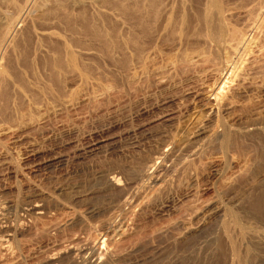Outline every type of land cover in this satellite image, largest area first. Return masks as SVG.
Segmentation results:
<instances>
[{
  "label": "rangeland",
  "instance_id": "obj_1",
  "mask_svg": "<svg viewBox=\"0 0 264 264\" xmlns=\"http://www.w3.org/2000/svg\"><path fill=\"white\" fill-rule=\"evenodd\" d=\"M3 21L0 264H227L218 207L264 231V0H0Z\"/></svg>",
  "mask_w": 264,
  "mask_h": 264
},
{
  "label": "bare ground",
  "instance_id": "obj_2",
  "mask_svg": "<svg viewBox=\"0 0 264 264\" xmlns=\"http://www.w3.org/2000/svg\"><path fill=\"white\" fill-rule=\"evenodd\" d=\"M29 1V0H28ZM28 3H26L27 5ZM27 7V6H26ZM18 15H22V14H19L18 12ZM263 16V15H262ZM18 21L20 22V19L19 17L17 18ZM4 22V21H3ZM14 26L13 24V21H6L4 22L2 25H0V64H1V60H2V57H3V53L5 51V48L8 46V44L11 42V39H13V33H14V30L12 29V27ZM251 31L250 29L248 30V32ZM229 69V68H228ZM224 71V70H222ZM226 71V70H225ZM1 75V74H0ZM226 74H221L215 81V84L214 85H219L221 83V80L223 79V77L225 76ZM235 75V74H234ZM229 80V79H228ZM227 81V80H225ZM224 83V82H223ZM223 86V85H221ZM214 87V86H213ZM222 87L219 88V92H220V89ZM223 90V89H222ZM218 91L216 90V88L214 87V89H212L210 91V94L212 95H218L217 93ZM222 92V91H221ZM220 92V93H221ZM225 93V92H224ZM222 95V93H221ZM220 95V96H221ZM217 97V96H216ZM224 97L222 96L221 99H223ZM220 99V98H218ZM213 101V100H212ZM218 102V101H217ZM216 102V103H217ZM207 105V106H206ZM216 105V104H215ZM214 103L213 102H207V104H205L206 108L209 110L208 112V116H212V109L214 108ZM219 105V104H218ZM217 106V105H216ZM204 108V107H203ZM218 108V106L216 107ZM215 108V109H216ZM192 117V116H191ZM207 117V116H206ZM197 118V117H196ZM193 121V125L195 126V128H197V126L199 125V120L196 119ZM192 120V119H191ZM202 125V124H201ZM257 125V126H256ZM255 127L257 129L258 127V124H256ZM200 126V125H199ZM252 128V127H251ZM254 128V127H253ZM221 129V127L219 128ZM219 129L217 130V127L216 128H212V129H208V130H196L198 134L197 135V139H194L196 140V142L192 143L191 145V150L193 149H197V147H201L203 144H211V143H214V142H218L220 140H223L225 141L226 137H229L231 132L233 131V129H230V128H222V130L219 131ZM250 129V127H249ZM252 130V129H251ZM250 131V130H248ZM245 130V132H248ZM189 136V135H188ZM192 138V137H191ZM191 138H188L190 140H193ZM187 139V138H186ZM230 139V138H229ZM189 141V140H188ZM227 141V140H226ZM187 142V141H186ZM193 142V141H192ZM221 142V141H220ZM229 142V141H228ZM226 142V143H228ZM190 143V141L188 142V144ZM225 143V142H224ZM222 142V144H224ZM186 144V145H188ZM219 145V143H216ZM170 145V144H169ZM172 145V144H171ZM182 146H185L184 143H181ZM181 145H178L180 146L181 148ZM190 145V144H189ZM179 148V149H180ZM94 149V147H93ZM183 149V147H182ZM187 149V148H186ZM96 150V148L94 149ZM192 150V151H193ZM168 151V150H167ZM195 151V150H194ZM164 151H160L161 155L164 156L163 153ZM169 153V152H168ZM192 153V152H191ZM167 155V153H166ZM157 157V156H156ZM168 157V156H167ZM158 158V157H157ZM160 158V157H159ZM158 158V159H159ZM162 159V158H161ZM60 161H62L60 158H59ZM150 164V163H149ZM151 166V164H150ZM157 169V168H156ZM149 170H150V167H147L144 168L143 171H141L142 173L139 172L138 175V178H136L135 180H141V179H146V183L151 181V183H155V181H153V176L149 173ZM136 175V177H137ZM151 176H152V179H151ZM159 177V176H158ZM156 180V179H155ZM157 181V180H156ZM106 182L110 185V187H114V186H117V183H118V179L116 177H114L113 175L111 174H107L106 175ZM138 182V181H136ZM142 182V181H141ZM145 183V184H146ZM150 184V183H149ZM143 185V184H142ZM141 185V186H142ZM144 187V186H143ZM146 187V185H145ZM145 189V188H144ZM259 197V196H258ZM257 197V198H258ZM256 198V197H254ZM253 207H255V209L257 210H264V192L262 193V195H260V197L258 199L255 200V202L253 201ZM220 208V207H218ZM218 208H215L213 210V213L215 214L216 216V226H222V230L220 232V236H221V240H222V243L224 244V246L226 247V252H227V262L229 264H254L253 262V259H255V255H256V249L258 251V253H262V250H264V231L262 229V231H258L260 229L258 228H250V227H247V226H242V228L240 227V229L238 230L237 229V220L235 221L234 218L230 215H228L227 212H225V210H221L218 209ZM28 209L29 211H32V212H37L39 213L38 211H40V207L37 206V205H29L28 206ZM236 212V211H235ZM42 213V212H41ZM237 213V212H236ZM235 213V214H236ZM34 214V213H33ZM36 214V213H35ZM214 216V217H215ZM236 217V216H234ZM238 217V216H237ZM213 219V218H212ZM236 219V218H235ZM241 221V220H240ZM245 222V221H244ZM247 225V224H246ZM239 227V226H238ZM264 227V226H263ZM201 233V232H200ZM218 237V236H217ZM107 238V237H106ZM216 238V237H215ZM218 239V238H217ZM103 240V239H101ZM4 241H6L4 239ZM4 241H0V244L3 245L2 243H4ZM105 241V240H103ZM214 241V240H213ZM2 242V243H1ZM215 243V242H214ZM87 247V246H86ZM91 248V247H89ZM97 248V247H96ZM253 248H256L254 251L252 250ZM82 249V248H81ZM85 249V248H84ZM95 249V248H94ZM100 249V248H99ZM96 250V249H95ZM95 250L93 249H90L88 250L89 252L91 251V254L93 253V251L95 252ZM225 250V248H224ZM75 251V250H74ZM84 251V250H83ZM87 251V252H88ZM97 251V250H96ZM77 252V251H76ZM82 252V251H81ZM86 252V253H87ZM84 253V252H83ZM81 253V254H83ZM257 253V255H258ZM74 254V253H73ZM78 254H79V251H78ZM80 254V255H81ZM96 254V253H95ZM75 255V254H74ZM264 254H262L263 256ZM90 256V255H89ZM259 256V255H258ZM260 259V261L258 262V264H264V256ZM80 257V256H79ZM83 257V256H82ZM98 257V256H97ZM255 257V258H254ZM95 258V257H94ZM258 258V257H257ZM89 259V257H88ZM92 259V258H91ZM90 259V260H91ZM258 261V259H257ZM84 263H81V264H100L97 262V260L93 261H85L83 260ZM227 263V264H228ZM256 263V261H255ZM226 264V263H225Z\"/></svg>",
  "mask_w": 264,
  "mask_h": 264
}]
</instances>
